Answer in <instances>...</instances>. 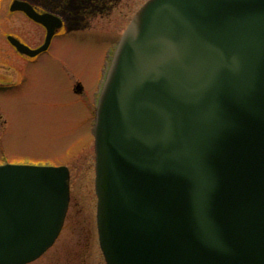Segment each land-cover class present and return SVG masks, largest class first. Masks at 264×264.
<instances>
[{"label": "water", "instance_id": "water-1", "mask_svg": "<svg viewBox=\"0 0 264 264\" xmlns=\"http://www.w3.org/2000/svg\"><path fill=\"white\" fill-rule=\"evenodd\" d=\"M32 16L49 29L23 50L36 55L61 23ZM94 139L106 264H264V0L143 4L114 50ZM69 204L68 167L0 165V264L38 260Z\"/></svg>", "mask_w": 264, "mask_h": 264}, {"label": "rangeland", "instance_id": "rangeland-1", "mask_svg": "<svg viewBox=\"0 0 264 264\" xmlns=\"http://www.w3.org/2000/svg\"><path fill=\"white\" fill-rule=\"evenodd\" d=\"M147 0H76V28L26 80L0 89V164L67 166L70 205L55 244L30 264H106L97 230L91 124L107 54ZM52 59V60H51ZM68 70L83 82L69 87Z\"/></svg>", "mask_w": 264, "mask_h": 264}, {"label": "flooded vegetation", "instance_id": "flooded-vegetation-1", "mask_svg": "<svg viewBox=\"0 0 264 264\" xmlns=\"http://www.w3.org/2000/svg\"><path fill=\"white\" fill-rule=\"evenodd\" d=\"M77 7L76 0H0V89L14 85L18 80H26L29 71L41 58L52 57V49L60 36L78 32L75 23ZM31 14L51 15L53 21L57 18L61 23L53 31L47 49L36 55L23 50L37 51L43 47L49 29ZM109 57L110 54L108 60ZM67 74L69 87L75 94H81L83 82L69 70ZM80 86L82 89L79 91Z\"/></svg>", "mask_w": 264, "mask_h": 264}]
</instances>
